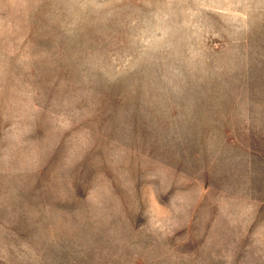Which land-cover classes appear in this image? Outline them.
Segmentation results:
<instances>
[{
	"label": "rangeland",
	"instance_id": "rangeland-1",
	"mask_svg": "<svg viewBox=\"0 0 264 264\" xmlns=\"http://www.w3.org/2000/svg\"><path fill=\"white\" fill-rule=\"evenodd\" d=\"M0 264H264V0H0Z\"/></svg>",
	"mask_w": 264,
	"mask_h": 264
}]
</instances>
